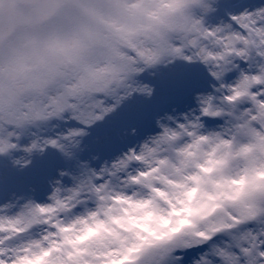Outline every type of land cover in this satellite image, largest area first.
<instances>
[{
  "label": "snow or ice",
  "instance_id": "6c2138e0",
  "mask_svg": "<svg viewBox=\"0 0 264 264\" xmlns=\"http://www.w3.org/2000/svg\"><path fill=\"white\" fill-rule=\"evenodd\" d=\"M157 2L155 46L104 69L103 89L86 63L89 79L54 74L29 117L0 120V264H264V0ZM143 9L46 0L24 42L55 53L85 36L99 61ZM161 60L210 86L183 115L154 105Z\"/></svg>",
  "mask_w": 264,
  "mask_h": 264
},
{
  "label": "clouds",
  "instance_id": "9594fccd",
  "mask_svg": "<svg viewBox=\"0 0 264 264\" xmlns=\"http://www.w3.org/2000/svg\"><path fill=\"white\" fill-rule=\"evenodd\" d=\"M46 0H0V120L10 117H29L35 104L48 97L52 91L50 80L54 74L60 82L78 83L80 78L89 79L83 70L86 63L96 65L97 74L89 80V86L103 89L111 72L106 68H118L122 58L133 47L151 48L154 42L148 38L149 31L159 28L153 14L163 16L166 8L160 7L157 0H142L144 9L135 17L124 21L125 31L106 33L104 51L116 49V55L105 56L99 61L96 53L100 49L85 36H72L69 43L55 53L37 52L24 42L28 31L25 21L37 15ZM137 0H130L136 3ZM215 8L220 0H206ZM171 22V20H170ZM177 38L175 33L168 34ZM161 60L154 75L167 68ZM155 87V86H153Z\"/></svg>",
  "mask_w": 264,
  "mask_h": 264
},
{
  "label": "rangeland",
  "instance_id": "374dc122",
  "mask_svg": "<svg viewBox=\"0 0 264 264\" xmlns=\"http://www.w3.org/2000/svg\"><path fill=\"white\" fill-rule=\"evenodd\" d=\"M223 18L226 19V17ZM176 71L182 73V75L169 72L167 69L162 70L154 105L161 112L166 111L173 115H183L196 107L194 96L200 94L206 88L210 90V86L207 85L203 69L200 66L193 65ZM148 131L150 130L146 125L141 127L142 135ZM150 134H155V131H151ZM28 175L29 173H19L17 178L23 180Z\"/></svg>",
  "mask_w": 264,
  "mask_h": 264
}]
</instances>
